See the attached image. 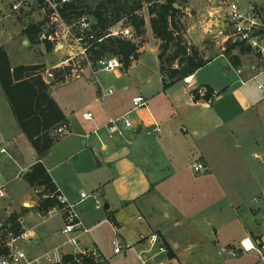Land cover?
Listing matches in <instances>:
<instances>
[{"label":"rangeland","instance_id":"374dc122","mask_svg":"<svg viewBox=\"0 0 264 264\" xmlns=\"http://www.w3.org/2000/svg\"><path fill=\"white\" fill-rule=\"evenodd\" d=\"M104 1L73 0V3L81 9L80 14H84L94 23L95 19L88 14V11L97 10ZM156 1L161 3L165 0ZM169 1L183 8L179 9L181 12L176 18L178 29H174L176 36H179L178 41L182 38L189 47L196 48L205 61L220 53L222 49H226L228 43L219 29L220 25H216L215 19L211 22L210 17L213 16L221 21L226 10L227 0ZM230 1H236L241 5H264V0ZM137 4L139 7L135 6ZM8 7L12 6L8 5ZM112 7L122 9L120 28L130 26L131 30L136 32L132 16H137L144 22L137 44L140 52L135 56L136 66L129 73L124 71L118 78L115 73L99 71L93 76L89 70H86L82 75L83 89L81 92L74 91V87L81 84L79 82L70 85L61 84L73 79L77 74V72H72V67L50 69L49 74L51 75L46 73L47 68H43L42 76L49 83L52 82V85L58 84L53 87L52 93L55 99L63 103L68 100L74 102L75 106H73V102H70V105L73 106L76 122L85 125L83 127L86 131L84 134L89 133L91 124L82 122L83 113L91 112L96 117L97 113L104 112L111 99H119L118 105L114 103L110 106L118 115H109L110 117H119L130 111L132 98L139 95L147 100L148 110L160 124L161 134L158 136L148 135L147 131L150 129L146 125L142 127V132L136 140H131L130 134L128 136L126 133L124 144L126 142V148L132 153L125 161L112 164L111 169L108 168V164L97 158L95 153L97 150L91 146L93 139L86 148L81 145L85 151L79 154L70 152L73 154V157L69 158L71 181L68 184L71 185V192L77 201L80 200L81 193L88 196L87 200H82L83 202H70L74 205L83 227L88 230L87 234L81 236L82 243H85L87 248H96L102 252L105 259L102 257L103 261L98 264H140L133 252L113 255L114 240L134 244L133 233L136 228H140L143 233L150 230L159 231L168 243L170 241L167 239H173L174 244L175 242L179 243L178 250H176L177 247H174V256L178 259L179 264L180 262L182 264H225L227 261L230 262L229 257L223 256L219 252L223 247V242L219 241L213 245L205 242L202 227L207 222L214 224L215 222L221 223L226 219L231 220L230 213L224 208L225 193L232 196L231 198L235 202L238 201L237 195H242L244 201L248 195L251 199L256 192L261 191L262 196L264 195V165L259 160L253 159L248 151V147L255 143L257 145L254 154L264 153V102H262L261 108L262 119L255 117L252 111L241 113L240 107L234 103V98H231V94H228V97L227 93H223V97H228L227 100L220 99L219 101L218 99L211 104L210 108H203L200 105L191 106L188 104L183 80L174 86L163 87L154 55L156 52L158 56L161 42L153 36L150 28L151 17L148 14V0H116L114 5L106 6L105 11ZM22 10H26L32 21H36L43 15L33 6ZM191 10L195 13L191 14ZM33 14H37L38 17L32 18ZM187 30H190L188 34ZM46 51L49 53L47 55L53 65L66 59L63 52L55 54L53 50ZM50 52L53 55H50ZM167 56L164 57L165 61ZM90 60L93 61L91 55ZM76 61H79V65L86 63L79 57ZM222 70L220 60L213 61L197 71V83L219 88L221 85L237 82L238 76L231 66L229 69H225V73H222ZM257 81L264 86V76L259 77ZM257 81H251L245 86L236 84V88L245 97L246 93L251 92L254 98L264 101V94L257 89ZM70 86H72V92L69 90ZM98 86L105 90L111 89L114 93L112 97L104 100V106H101L100 102L94 101L95 90L98 89ZM124 86H127L128 90H125ZM174 91L180 101V106L176 108L175 106L171 107L168 99ZM87 97L91 99L90 104L86 103ZM211 99L214 100V98ZM129 117L135 123L150 118L144 109L130 114ZM218 118L222 120L223 124L217 133L227 137L225 143L223 142V145L220 146L210 144L212 130ZM74 129L77 130L79 127L74 124ZM230 130L233 131L232 135H230ZM184 131L187 132L183 133ZM194 132L197 137L192 136ZM54 135H56L55 132ZM68 138L66 136L61 145L56 147L54 156L53 150H51L48 159L50 163H53V158L55 160L61 157L65 159L71 155L69 152L63 153L67 142H69ZM22 140L20 141V151L24 159H28L27 162L30 163L29 159L33 158V155L27 153V145L24 139ZM198 149L205 151V157L213 163L216 178L210 176L204 163L206 168L204 173L197 174L192 171V164L189 160L192 154L197 155ZM191 151H193L192 154ZM218 155L226 158L223 169L220 165H215L219 164L216 161ZM11 159L12 157L1 162L5 166L2 165L0 168L5 169V172L13 169L10 167L11 164L16 168V163ZM203 160L207 162L204 157ZM98 164H102L100 169ZM207 165L210 168L208 163ZM115 167L122 173L121 177L117 176ZM1 172L3 173V170ZM226 172L230 176L232 175L230 179L221 177ZM14 176L8 180L10 181L8 183L9 195L5 201L6 204H3L4 208L12 211L15 215L17 212L23 213L27 209L31 217L35 216V208L39 199H42L41 190L29 187L22 176L20 179L12 180ZM222 189L224 193H222ZM127 203L136 204L140 212L133 207L132 214L129 215L131 219L117 231L113 227V222H110L111 220L106 217L104 206L110 205L113 211L121 209ZM249 207L250 204L244 202L243 210H248ZM138 214L144 217V222L140 223L136 220ZM44 215L42 213L40 215L42 220H44ZM55 218L57 223L54 227L60 224L59 218L56 216ZM199 231L201 233H197ZM196 233L197 235H195ZM122 237L123 240H121ZM183 241L191 243L190 252L184 251ZM249 255L254 256L255 254L250 253Z\"/></svg>","mask_w":264,"mask_h":264},{"label":"crops","instance_id":"0c3cea01","mask_svg":"<svg viewBox=\"0 0 264 264\" xmlns=\"http://www.w3.org/2000/svg\"><path fill=\"white\" fill-rule=\"evenodd\" d=\"M15 3H16V0H0V48H2L6 52L12 68L19 67V66H37V65H39V66H43L44 69L47 68L46 73L49 74V70L56 68L57 66H61V64H63L62 63L63 60L60 61L59 63H56L53 65L50 62L51 61L50 57H49V55H47L49 53L46 51V48L44 45V43L46 44L47 42L41 41L39 39V43L31 44L28 42V40L26 39V37L23 33L24 30L29 25L42 22L44 16L40 14L42 17L40 16L36 21H32L30 15L28 13H26V10L21 9L20 11H16V10H13L12 7H8V5L13 6ZM257 6L259 8H261V10L264 14V11H263L264 5H257ZM179 9H183V8L180 7ZM185 10H188V9L185 8ZM39 13H42V12L39 11ZM190 13L194 14L195 12L193 10H191ZM36 17H38L37 14L32 15V18L36 19ZM213 19H215V17L211 16L210 21L212 22ZM215 23H216V25L219 24L217 22V19H215ZM219 29L221 30V32L225 36V41H226L225 30H222L221 26ZM189 31L190 30H187V34L189 33ZM138 52H140V50H138ZM233 54L238 58V61H239V64L237 67L233 66V64H232L233 60L231 59L230 55H227L225 53V48L222 49L221 52L218 53L217 55L206 60L207 61L206 65L212 63L215 60H220V64L223 67L222 73L223 72L225 73L226 72L225 69L227 70L231 66L233 68L235 74L238 76L237 82H232V83H229L228 85H221L219 88L213 87V86H210L207 84L199 85L197 83V80H196V76H197V71H196L193 75H191V78L194 82V86H203L205 88L209 87L213 90V93H215V96L213 97L214 100L212 99L211 104L218 99H219V101H220V99L227 100V98L229 97L228 94H231V98H234V103H237V105L240 107L241 113H244V111L245 112L252 111V113H253V115H255V117H257L258 119H262L263 116L261 113V108H262V102H264V101L262 99L259 100L257 98H254V95L251 94V92L246 93L247 95L245 97L239 92V89L236 88V84H238L240 86H245V85L240 84V80H247L248 79L247 77H248L249 73L245 68L247 66V63L250 61L251 56L249 53H241L238 50H234ZM50 55H53V53L50 52ZM154 55L156 57V61L158 63V69H159V61L157 59V53L155 52ZM63 66H64V64H63ZM135 66H136L135 61H133L131 63V66L127 69H125L122 65V69H120L118 72H115V74L118 78H120L122 72L127 71L129 73ZM205 66H203V67H205ZM86 70L90 71V69L87 66L81 65V70H80L79 74L75 75L73 79L66 81L64 83H61V84L70 85V84L79 82L81 84L76 85L74 87V91L78 90L79 92H81V90L83 89L82 88L83 84L81 82L82 78H83L82 75H83V72H86ZM158 71H159V76L161 77V79H164L165 83L168 82L167 78H165L160 73V70H158ZM42 78H43V76H42ZM43 80L46 83H49L45 77L43 78ZM180 82H182V81H179L177 83H180ZM165 83L163 84V87H164ZM183 83H184V81H183ZM174 84H176V83H174ZM174 84L170 85V87L174 86ZM56 85H58V84H56ZM56 85H52L51 87H49V94H50L51 98L59 106L63 115L67 119L68 129H69L70 133L65 135V136H58L59 139L57 140V142L53 145V147L51 149V150H53V156H54V150L56 149V147L61 145L62 140L66 136L69 137L68 138L69 142H67L68 144L65 146L66 149L63 150V153L75 152V153L79 154V153L85 151V149L82 148L81 145H83L86 148L87 146L90 145V141L93 139V143H91V146L93 147L94 150H97L95 152L97 154V158L100 161H103V163L108 164L107 165L108 168L111 169L112 164H117V163H119V161L120 162L125 161L126 158L129 157L132 153V152H130L129 149L126 148V142L124 144V139H125L126 133L128 136L130 134L129 138L131 140H136L138 135L142 132V127L144 125L148 126V129L153 127L154 124H157L158 126H160L158 121H156L152 117V115L150 114V112L148 110V103H147L146 107L140 108V109H138L132 113H136V112L144 109L150 118L148 120H143L140 122L137 121V123H135L133 121V128L131 130L126 131L123 136H119V137H115L113 139H110L107 136L105 130L101 129L99 132L92 134L88 140H85L83 138V135L86 132V131H84V128H83V127H85V125H83L81 122H79V124H78V122H76V118L74 116V111H73V106H75L74 102L68 100V101H65L63 103V102L55 99L52 92H53V87ZM71 87L72 86H70L69 90L72 92L73 89H71ZM124 89L128 90V87L124 86ZM184 89H185V93L188 96V104H190L193 107L200 105L203 108H210L211 104H209V105L204 104L201 101L195 102L189 98L190 87H188L187 84H185ZM101 90H105V89L104 88L102 89L100 86H98V89L95 90L94 96L96 95V98L94 99V101L100 102L101 106H104L103 105L104 100L107 99L108 97H112V95L114 93L112 95L106 97L103 101H101L99 99ZM258 91H260V90H258ZM260 92H262V91H260ZM223 93H227L228 97H226V98L223 97ZM139 96H141V95H139ZM88 98L89 97H87L85 100H86L87 104L88 103L90 104L91 99H88ZM168 99H169V102L171 104V107L175 106V108H176V107L180 106L179 105L180 101L177 99V94L175 93V91L172 94H170V97ZM145 101L147 102L146 99H145ZM70 102H73V106L70 105ZM114 103L115 104L117 103V105H118V103H120L119 99L118 100L117 99H115V100L111 99V101L107 104V108L104 109V112H100V113L96 114L95 123L97 125L101 126V125L105 124V122H106L105 120L109 117V115L110 116L118 115L115 113L113 108H110V106L114 105ZM227 111H228V109H227ZM74 124H76L79 127V129L75 130ZM222 124L223 123H222V120L220 118H218V120L215 121V127L212 130L210 144L212 143L216 146H220V145H223V142L225 143V139L227 137H224V136L217 133L220 130V126H222ZM90 126H91L90 127L91 130L89 131V133L93 130V125L91 124ZM186 132L187 131H184L183 133H186ZM230 133H231L230 135H232L233 131L230 130ZM192 134H193L192 136L197 137L195 132ZM22 139H24V141L27 145V153L29 152L31 155H33V158L29 159V160H31L30 163L27 162L28 159H24V157L20 151L21 150L20 149L21 148L20 141H23ZM256 145L257 144L254 143L251 145V147H248V151L250 152L249 154L251 155V157L253 159H256L255 156L259 155V154H254L256 152V150H255ZM1 147H5L7 149L8 155L0 154V166L3 165V163H1L3 160H6V159L12 157L11 160L16 163V165H15L16 168H14L11 164L10 167H12L13 169L6 171L8 173L5 172V169L0 168V182H10L8 180H10L11 177L14 176V174H16L20 169L24 168V169L30 170L31 166L33 164H35L37 161L35 152H34L33 148L31 147L29 141L26 139V137L24 136V134L20 130V128H19V126H18V124H17V122L13 116V113L11 111L9 103H8L5 95L3 94L1 86H0V148ZM192 152L193 151H191V154H192ZM197 152H198L197 153L198 156L197 155L195 156L192 154V156L190 157V160L188 159L191 162L190 164H192L194 162H200L202 164L204 163L205 167L207 166V170L209 171L210 176L216 178L215 177L216 173H215V169L213 167V163H211V161H209L207 159V157H205V155H204L205 151L198 149ZM217 152H218V150H217ZM50 154H51V151L40 162L42 163V165L46 169L50 179L52 180V182H53V184L57 190V192H59L61 195H63L69 204H71L72 202L73 203H80V201L83 202L84 200L82 201L81 197H80V200L77 201V199L74 197L73 193L71 192V185L69 186V184H68V182L70 183V181H71V176H69L70 163L71 162L69 161V158L73 157L72 156L73 154L70 153L71 155L67 156V158H65V159H63L61 157L58 160H55V158H53V163H50L48 161V159L50 158ZM203 157L207 160V162L205 160H203ZM225 159L226 158L224 156L221 157L218 155V158L216 159V161L219 164H215V165H220L221 168L223 169V165L226 164V162H224ZM18 161H20V162H18ZM48 163H50V164H48ZM207 163L209 164L210 168H208ZM3 166H5V165H3ZM132 166L135 167V165H132ZM98 167L100 169L102 167V164H98ZM191 169H192V166H191ZM1 170H3V173L1 172ZM115 171L117 172L118 177L122 176V173L119 172L118 168H116ZM197 174H199V173H197ZM231 176L227 172H226V174L223 173L221 175L222 178H228V179H230ZM233 176H235V175H233ZM123 178H124V176H123ZM260 192H256L255 194H253L251 199L248 195V197L246 199L247 201L246 200L244 201V197L242 199V195H237V198H238L237 202H235L231 198L232 196L230 197L229 195H227L225 193L224 208H225V210H227L230 213L231 220L226 219L221 223L215 222L213 224V223L207 222L206 224H204L202 229H203V234H204L205 239H206L205 242L213 245L219 241H222L223 247H226L229 249H236L238 247V244L240 243V241H242L245 238H252L255 240L262 238L264 236V213L260 210V206H261V204L264 203V195L262 196V193H260ZM222 193H224L223 189H222ZM8 195H9V189H8ZM85 200H87V199H85ZM244 202H248L250 204L249 209L245 210V211L243 210ZM4 203L6 204V202H4ZM56 207L59 208L58 205ZM133 207L136 208V210L138 212H140L139 207L134 203H130V204L127 203L121 209H118V210L116 209L113 211L111 210L110 205L104 206L106 217H108V219H109V216H112V214L114 216V221H110V222H113V224H114L113 227L115 228V230L119 231V229L123 225H125V222L129 221L131 219V218H129V215L132 214ZM25 210L26 211H23V213L17 212V214L22 215L27 220V223L29 224L30 227L33 228L35 235L37 236V238H39L43 247H48L51 245L54 246V245L60 243V241L62 239V237L60 235V229L62 228V225H63V217H62V214L59 212V210H57V209L54 210L53 216L49 219H46V220H42L40 218L41 213L36 211V208H35V211H36L35 216H32V217H31V215H29L30 212H28L27 209H25ZM10 212H12V211H10ZM55 216L58 217L59 221H60L59 226H56V227H54V225L57 223ZM139 218H141L142 220H138ZM136 220L140 223L144 222V217L141 214H138L136 217ZM115 221H116V223H115ZM80 222H81V220H80ZM150 232H156V233L162 235L159 231H153V230L151 231L150 230L148 232L143 233V231L140 228H136L135 233H133L132 239L136 242V241H138V239L140 238L141 235H146V234H149ZM197 233H201V231H199ZM197 233L195 235H197ZM163 238H164V236H163ZM197 238H199V237H197ZM123 239L124 238L122 237L121 240H123ZM202 239H204V238H202ZM164 240L166 241L165 238H164ZM167 240L170 241L169 243H172L171 247L173 249V253L175 251L174 247L175 248L177 247L176 250H178V248L180 247L179 243L175 242V244H174L173 239L172 240L167 239ZM196 244H197V242H196ZM80 247L81 248H87V245H85V243H82V238H81V242H80ZM191 247H192V245L189 241L188 242L183 241L184 251L190 252ZM100 254L105 259V257L103 256L101 251H100ZM249 254L250 253H239V255L235 258L229 257L230 262L227 261L225 264H229V263L230 264H264V262H260L255 255L251 256ZM114 256H117V255H114ZM174 259H175L176 263L179 264L176 256H174ZM180 264H182V262H180Z\"/></svg>","mask_w":264,"mask_h":264},{"label":"built area","instance_id":"2783aa9c","mask_svg":"<svg viewBox=\"0 0 264 264\" xmlns=\"http://www.w3.org/2000/svg\"><path fill=\"white\" fill-rule=\"evenodd\" d=\"M71 3L73 0H16L12 9L20 11L28 6H33L43 13V20H46V23L39 39L49 42L55 54L63 52L66 55V59L62 62L64 66L61 64L53 69L72 67V72L79 74L81 65H79V61H76L79 57L82 61L83 59L86 61L83 65L90 69L93 76L99 71L118 72L122 69L119 57L102 55L96 61H91L90 55L92 56L93 52L98 51L99 45L107 37H126L132 43H138L139 36L131 30L130 26L120 28V22L109 28L106 34L98 36V32L93 29L92 22L88 17L80 14L81 11L77 15L68 9ZM217 22L226 32V43L249 50L247 53L250 54L251 59L245 68L249 77L247 80H240V84L246 85L248 82L257 81L264 75V14L261 8L256 4L241 5L236 1L227 0L223 18L221 21L217 19ZM183 81L190 87L189 98L191 100L198 99L204 104H211V98L205 99L207 92L205 87H195L191 76ZM257 89L264 93V86L258 81ZM112 94L111 89L101 90L99 99L103 101ZM214 96L215 93L212 94V98ZM146 106L147 102L142 96L133 97L132 108L128 113L119 117L109 116L105 124L101 126L95 123V117L91 112L83 113L82 122L93 125V130L84 134L83 138L88 140L92 134L101 129L105 130L110 139L123 136L126 131L133 128L130 114ZM69 133V129L65 125L55 130L57 136H65ZM160 133L161 130L157 124L147 131L148 135L154 136H158ZM0 154L8 155L7 149L1 147ZM255 158L264 165V153L256 155ZM191 166L192 170L199 174L206 169L200 162H194ZM27 172L29 169H20L12 180L20 179L21 176L23 178ZM8 183L0 182V247L4 251L0 256V264H83L85 260H92L95 263L103 261L98 249L80 247L81 236L87 234L88 230L80 222L74 205L69 204L59 192L55 194L59 208L50 209L44 215V220L51 218L54 210H59L63 217V226L60 229L63 239L59 244L43 247L27 220L22 215H15L4 208L3 204L8 197ZM80 197L85 200L88 196L81 193ZM46 198L48 196L44 195L43 199ZM12 215L14 216L9 222ZM170 249H172L171 245L156 232L141 235L134 244L119 240L113 242L114 255L133 252L140 264H177L174 258L169 257ZM219 252L230 258L237 257L239 253H254L260 262H264V237L259 240L245 238L240 241L236 249L221 247Z\"/></svg>","mask_w":264,"mask_h":264},{"label":"trees","instance_id":"16d2710c","mask_svg":"<svg viewBox=\"0 0 264 264\" xmlns=\"http://www.w3.org/2000/svg\"><path fill=\"white\" fill-rule=\"evenodd\" d=\"M116 0H105L95 11H88L92 15L95 22L92 27L98 33V36L106 34L107 30L117 24L121 19V8H110L107 11L106 6L114 5ZM148 14L150 19V28L153 36L159 40L160 52L157 56L159 61L160 73L167 78L164 88L184 80L193 75L196 71L207 64L194 47H189L182 40L178 41L174 29H178L177 15L180 10L173 7L174 2L165 0L157 2L156 0H148ZM139 7V4L135 5ZM68 9L75 14H79L80 8L71 3ZM134 11V8H132ZM87 13V12H86ZM136 35L142 33L144 22L137 16H132ZM46 20L40 23L29 25L24 30V35L29 43H39L40 35L43 32ZM138 43H132L129 39L123 37H107L99 49L93 52V61H96L102 55L119 57L125 69L131 66L138 52ZM46 50L51 51L52 45L45 44ZM238 47L236 45L226 44L225 53L231 56L232 64L237 67L238 58L233 51ZM173 51V52H172ZM241 53H247L249 50L242 47L238 48ZM169 53V54H168ZM167 56L166 61L164 57ZM44 69L42 66H19L12 68L6 52L0 48V86L5 95L13 116L26 137L36 155V163L33 164L24 175L25 182L29 187H36L41 190V196L36 206V211L46 214L50 209L58 205L55 194L57 192L52 180L50 179L46 169L40 162L51 151L53 145L59 137L54 135L55 130L60 126H67L68 121L60 110L56 102L49 94L51 83H46L42 78ZM207 92L205 99L212 98L213 90L206 87ZM196 99L195 102H197ZM46 195L48 198L43 199ZM12 215L10 221L12 220ZM114 221V216H109ZM255 240V239H254ZM259 240V239H258ZM4 253L0 247V256ZM169 257L174 258L172 249L169 251ZM83 264H98L92 260H85Z\"/></svg>","mask_w":264,"mask_h":264},{"label":"water","instance_id":"95a60500","mask_svg":"<svg viewBox=\"0 0 264 264\" xmlns=\"http://www.w3.org/2000/svg\"><path fill=\"white\" fill-rule=\"evenodd\" d=\"M173 7L176 8V9H179V8H180L177 4H173ZM162 82H163V84H164V83H165V80L162 79ZM260 210L264 213V203L261 204V206H260Z\"/></svg>","mask_w":264,"mask_h":264},{"label":"bare ground","instance_id":"6f19581e","mask_svg":"<svg viewBox=\"0 0 264 264\" xmlns=\"http://www.w3.org/2000/svg\"><path fill=\"white\" fill-rule=\"evenodd\" d=\"M246 246H249L248 244H246Z\"/></svg>","mask_w":264,"mask_h":264}]
</instances>
